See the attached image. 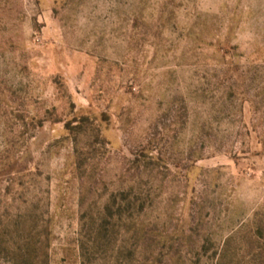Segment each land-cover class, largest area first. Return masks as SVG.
<instances>
[{
  "label": "rangeland",
  "instance_id": "rangeland-1",
  "mask_svg": "<svg viewBox=\"0 0 264 264\" xmlns=\"http://www.w3.org/2000/svg\"><path fill=\"white\" fill-rule=\"evenodd\" d=\"M0 264H264V0H0Z\"/></svg>",
  "mask_w": 264,
  "mask_h": 264
},
{
  "label": "trees",
  "instance_id": "trees-1",
  "mask_svg": "<svg viewBox=\"0 0 264 264\" xmlns=\"http://www.w3.org/2000/svg\"><path fill=\"white\" fill-rule=\"evenodd\" d=\"M49 245V236H47V246Z\"/></svg>",
  "mask_w": 264,
  "mask_h": 264
}]
</instances>
